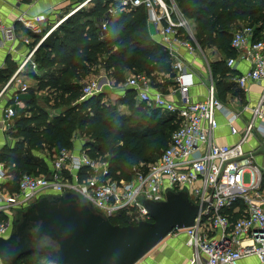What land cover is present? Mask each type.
Masks as SVG:
<instances>
[{
  "label": "built area",
  "instance_id": "2783aa9c",
  "mask_svg": "<svg viewBox=\"0 0 264 264\" xmlns=\"http://www.w3.org/2000/svg\"><path fill=\"white\" fill-rule=\"evenodd\" d=\"M137 7H144L151 14L152 23L160 28L162 43L171 58L174 83L166 94L154 89L145 74L135 73L121 86L132 90L146 106L175 116L180 125L171 133L168 145L155 162L145 169L139 164L133 169L132 178L123 181L114 180L107 163L100 158L90 157L83 149L75 153L63 149L57 154L49 179L45 175L24 174L17 190L9 192L3 187L7 170L0 164V215H3L0 233L8 225L4 212L23 208L48 192L62 194L75 190L109 219L124 213L138 222L150 220L139 198L163 200L166 189H185L199 207L198 213L192 226L173 232H182L185 244L194 250L190 264H240L242 259L250 257L264 263V166L256 160L257 150L264 148V88L255 105L231 107L218 99L209 69L206 94L202 100L194 101L190 94L196 83L191 59L198 46L190 20L180 13L173 0H112L107 14L112 16ZM42 20L44 16L20 19L34 34L41 32L38 23ZM101 28L106 29L105 23ZM0 34L3 41L13 39L1 21ZM43 39L19 70L32 58ZM230 46L250 66L247 72L232 77L234 83L243 92L248 91L249 83L264 85V40L253 39V29L244 26L232 34ZM236 60V57L228 58L226 66L233 70ZM12 84L16 85L12 105L4 107L1 115L7 130L11 128L15 108L23 105L19 93L28 88L14 74L2 86L0 95L10 91ZM100 90L98 81L82 88L84 97ZM170 96L177 99L171 101ZM222 126L236 141L215 142L214 134ZM251 138L257 141V148H247Z\"/></svg>",
  "mask_w": 264,
  "mask_h": 264
},
{
  "label": "trees",
  "instance_id": "16d2710c",
  "mask_svg": "<svg viewBox=\"0 0 264 264\" xmlns=\"http://www.w3.org/2000/svg\"><path fill=\"white\" fill-rule=\"evenodd\" d=\"M173 1L180 13L195 23L196 45L202 51L215 48L222 54V59L210 63L209 69L216 95L224 102L225 80L230 81L235 75L226 66L228 58L236 57L230 46L232 25L242 23L253 29V39L264 40V0ZM111 2L93 0V7L83 13L82 19L79 18L81 13L75 11L55 27L35 51L37 68L47 70L48 74L42 77L28 72L36 82L34 90L29 87L19 93L24 107L15 108L8 132L14 143L0 148V164L12 177L5 184L10 192L17 190L22 175L46 176L50 172L44 162L31 153L46 147L53 155L63 149L71 150L76 133L85 137L82 149L90 157L105 161L109 175L116 181L131 179L136 166L143 164L145 169L168 145L178 124L175 116H165L161 110L143 102L133 104L134 98L129 97H135L132 90H125L124 96L118 99L119 104L128 106V114L120 113L116 105L106 102L107 94L83 96L82 88L89 74L102 72L111 86H121L130 73H143L150 83L159 76H172L167 49L149 35L145 8L137 7L111 16L107 14ZM102 23L105 30L101 28ZM54 67L56 72L51 73L49 70ZM15 69L16 65L9 62L5 70H0V89ZM40 92L49 94L52 100L49 108L58 113H49L37 105L35 95ZM2 218L0 215V220ZM131 219L122 213L110 221L119 226L137 223ZM44 262L50 261L30 253L18 264Z\"/></svg>",
  "mask_w": 264,
  "mask_h": 264
},
{
  "label": "water",
  "instance_id": "95a60500",
  "mask_svg": "<svg viewBox=\"0 0 264 264\" xmlns=\"http://www.w3.org/2000/svg\"><path fill=\"white\" fill-rule=\"evenodd\" d=\"M100 85L98 93L110 92L106 78ZM139 203L150 220L119 226L75 190L43 194L4 212L8 225L0 233V264H18L30 253L56 264H137L175 229L192 226L199 209L185 189H166L163 200Z\"/></svg>",
  "mask_w": 264,
  "mask_h": 264
},
{
  "label": "crops",
  "instance_id": "0c3cea01",
  "mask_svg": "<svg viewBox=\"0 0 264 264\" xmlns=\"http://www.w3.org/2000/svg\"><path fill=\"white\" fill-rule=\"evenodd\" d=\"M74 3L75 0H0V21L3 26L6 27V29H9L11 31L13 35V39L10 40V38H8V41H3L2 35L0 34V70H5L9 62H12L16 65L15 72L9 77V79L14 74H16V78L22 81L23 83H26L29 88L30 86L28 84H30L31 81L34 84H36V82L34 79L29 77L28 72L33 71L38 76L42 75V77L48 74L47 70H39L34 61V54L38 47L35 49L32 58L27 62V64H25L22 69L19 70V68L22 62L26 60L28 54L36 47V44L41 40V38L44 37L43 40H45V38H47V36L50 34L51 31L55 29V27H57L60 23H62L65 19H67V17L72 14V11L77 10V8H74ZM36 16H44V20L38 23L41 30V32L38 34L32 33L31 30L26 28L20 21V19L22 18L24 20H28ZM190 24L192 26V29L194 30L195 23L190 20ZM238 25H242V23H235L234 25H232V28ZM147 29L150 37L153 40L160 43L164 42L159 32L160 28L152 23L151 14L148 13ZM207 50L209 51L207 54L208 56L202 54V61L200 59H197L196 56L191 59V68L194 70L196 83L193 87L190 88V94L194 101L202 100L206 94V87L209 85V64L222 59V54L217 49L207 48ZM236 58L237 60L233 68L235 76L247 72L250 67L248 62L240 59V54L236 53ZM31 62L34 63V67L32 66ZM49 71L51 73H55L56 67L52 68ZM130 75L131 73L128 74L127 77H129ZM173 77V75L159 76L161 81L160 84L162 86L160 85L158 87L153 88L164 93L166 92L167 94V92L170 91L174 83ZM229 79L230 81L225 80L227 86L225 89L224 102L234 108L241 107L243 105H255L260 94L263 91L264 85L262 83L258 84L252 82L248 84V91L243 92L240 87L234 83L232 78ZM98 82L100 83L101 81L99 80ZM15 89L16 85L12 84L10 87V91H6L2 95H0V148L3 147L5 144L12 146L14 143L13 138H11L8 134L10 129L7 130L5 128V125L1 122V115L2 109H4V107H6L7 105H12L11 97L13 94L12 92H14ZM109 95L112 96L111 91L107 94L106 97H108ZM169 99L171 101H175L177 97L170 96ZM22 107H24V104L22 105ZM120 109H122V112H119L122 114L129 113L127 112L125 105L123 104H120ZM162 112L165 116L173 115L164 111ZM84 140L85 137L82 136L80 133H76L74 135V147L72 149L74 153L77 152L79 149H82ZM214 140L217 144H230L236 141V138L229 136L227 134V129L222 126L216 130L214 134ZM247 148H257V141L254 138H251L249 140ZM56 157L57 154L55 153L52 158L43 159V162L45 166L49 169V171L52 169ZM256 160L259 165L264 166V148H260L257 150ZM10 179L11 178H6V182ZM6 182L4 183L3 187L7 191H9L7 186L5 185ZM185 241L186 237L182 232H173L162 242H160L155 248H153L137 264H190V261L193 259L194 256V250L188 247L185 244ZM240 264L264 263H260L256 258L250 257L242 259L240 261Z\"/></svg>",
  "mask_w": 264,
  "mask_h": 264
},
{
  "label": "rangeland",
  "instance_id": "374dc122",
  "mask_svg": "<svg viewBox=\"0 0 264 264\" xmlns=\"http://www.w3.org/2000/svg\"><path fill=\"white\" fill-rule=\"evenodd\" d=\"M92 1L93 0H84V2H83V0H75V3H74V5H75V7L74 8H77V13L76 14H79V13H81L80 14V17L79 16H77V17H79L80 19H82V18H84V16H83V13H85V12H88V10H90L92 7H93V3H92ZM75 11H72V13H74ZM252 24V23H251ZM244 26L243 25H238V26H235V27H233L232 28V32L234 33L235 31H238V30H240V29H242ZM232 33V34H233ZM208 50H207V48H205V49H203V51L201 50V48L200 47H198L197 48V50H196V52H195V56L197 57V59H200L201 61H202V58H203V56H202V54H204V55H206V56H208L207 54H208ZM210 54V53H209ZM208 72H209V68H208ZM173 75V74H172ZM102 78H106L105 77V75H102V72H99L97 75H92V74H89L88 75V77L85 79V84H87V83H90V82H92V81H101L102 80ZM106 80H107V82L110 84V85H112V83L109 81V79L108 78H106ZM107 83V84H108ZM154 83L155 84H157V83H161V81L160 80H158V79H156L155 78V80H154ZM154 83H151V85L153 86V87H156V85H154ZM33 84V85H32ZM84 84V85H85ZM29 86H30V89H33L34 90V87H35V84L34 83H32V81H31V83L30 84H28ZM83 85V86H84ZM112 87V88H111ZM110 91L112 92V96L111 95H109L108 97H105V101L106 102H110V103H112L113 105H116V108H117V110L118 111H120V112H122L121 110L122 109H120V104H119V101H118V99L120 98V97H123L124 96V88H123V86H110ZM83 93V92H82ZM110 93V92H109ZM36 97H35V102L37 103V105L38 106H40V107H42V108H44V109H46V110H48V112L49 113H58V111H56V110H53V109H51V108H49V106H50V104H51V102H52V100H51V97L49 96V94H47V92H40V93H37L36 95H35ZM130 98H134V101H133V104H135V103H138L137 101V98L136 97H134L133 95L132 96H129ZM128 97V98H129ZM129 98V99H130ZM23 108V107H22ZM125 108H126V110H127V112H128V106H125ZM124 110V109H123ZM180 124L178 123L175 127L177 128L178 126H179ZM174 127V128H175ZM166 134H168V132H166ZM35 158H38L39 160H40V162H43V159H50V158H52L53 156V154H51V149H49V148H45V149H42L41 151H39V152H34V153H31ZM7 175H8V177L7 178H12L11 177V175H9L8 174V172H7ZM21 176V175H20ZM20 176H17V178L19 179V177ZM246 179V178H245ZM133 222H135V220H133V218L131 219Z\"/></svg>",
  "mask_w": 264,
  "mask_h": 264
}]
</instances>
